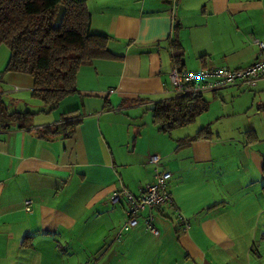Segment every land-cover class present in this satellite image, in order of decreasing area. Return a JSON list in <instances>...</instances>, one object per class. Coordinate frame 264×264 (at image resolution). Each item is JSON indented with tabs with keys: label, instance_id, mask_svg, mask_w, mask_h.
<instances>
[{
	"label": "crops",
	"instance_id": "crops-1",
	"mask_svg": "<svg viewBox=\"0 0 264 264\" xmlns=\"http://www.w3.org/2000/svg\"><path fill=\"white\" fill-rule=\"evenodd\" d=\"M86 6L92 32L108 35V49L119 57L81 65L77 92L54 109L31 96L32 77L3 72V51L0 99L9 111L34 114L8 127L0 122V264H264V129L256 126L257 118L264 125V78L253 88L204 95L208 110L179 130H158L150 112L172 97L174 25L182 69L243 68L258 56L256 40L264 44V0ZM247 91L255 119L225 100ZM71 121L78 124L69 137L45 132ZM207 125L208 137H192ZM152 154L171 172L173 203L154 211L158 236L140 219L118 238L128 203L112 204L111 193L138 195L154 179Z\"/></svg>",
	"mask_w": 264,
	"mask_h": 264
},
{
	"label": "trees",
	"instance_id": "trees-1",
	"mask_svg": "<svg viewBox=\"0 0 264 264\" xmlns=\"http://www.w3.org/2000/svg\"><path fill=\"white\" fill-rule=\"evenodd\" d=\"M87 0H0V46L8 49L3 72L32 77L31 96L54 109L67 95L77 92L76 74L81 65L94 59L119 57L108 49L110 37L91 30ZM170 39L173 67L183 68L184 52L174 25ZM204 97L182 95L155 102L150 108L152 122L162 132L186 126L208 110ZM33 112L9 111L0 99V122H27ZM78 121L45 132L72 135ZM210 125L198 130L193 138H206Z\"/></svg>",
	"mask_w": 264,
	"mask_h": 264
},
{
	"label": "built area",
	"instance_id": "built-area-1",
	"mask_svg": "<svg viewBox=\"0 0 264 264\" xmlns=\"http://www.w3.org/2000/svg\"><path fill=\"white\" fill-rule=\"evenodd\" d=\"M259 53L255 61L243 68H230L227 66H204L197 71L179 70L172 67L168 72L171 85L170 93L172 97L182 95H192L204 97L206 93H213L233 85H244L253 88L261 78H264V44L256 40ZM17 90V88H15ZM149 163L154 166V179L140 189L138 195H133L125 188L115 190L111 193L110 202L116 204L121 199L128 203L126 219L121 225L120 233L127 232L136 227L143 220L145 229L153 235H159V230L155 225L154 211L172 204V196L168 183L171 172L159 169L160 156L152 154L149 156ZM31 201L25 202V209H30ZM179 221L184 230L189 228L186 217L180 215Z\"/></svg>",
	"mask_w": 264,
	"mask_h": 264
},
{
	"label": "rangeland",
	"instance_id": "rangeland-1",
	"mask_svg": "<svg viewBox=\"0 0 264 264\" xmlns=\"http://www.w3.org/2000/svg\"><path fill=\"white\" fill-rule=\"evenodd\" d=\"M6 50H8V49L5 45L0 46V64L2 62L1 61L2 57L4 56L3 51H6ZM251 95H253V94L249 93L248 91L245 93L244 92H238V93H233V95L229 94V95L225 96V98H226L225 100H227V102H229V103L234 102L236 112H243V111L248 110V115L252 114V117H254L253 114H254L256 107H255V105L250 107L248 104L249 100L251 99ZM20 96H21L20 92L19 93L17 92V93L12 94L11 98L16 99V98H19ZM205 98L212 99L210 94H208V93L205 94ZM218 99L220 100V98H218ZM254 119H255V117H254ZM258 119H259V123H258V125L256 124V126H258L259 129H264V125H263L261 119L257 118L256 120H258ZM240 122H241L240 120L236 119L233 123H240ZM176 129L179 130V128H176ZM260 136H262V135L260 134Z\"/></svg>",
	"mask_w": 264,
	"mask_h": 264
}]
</instances>
